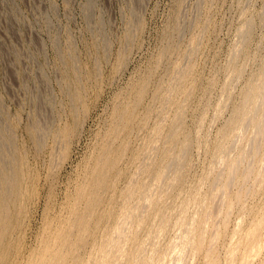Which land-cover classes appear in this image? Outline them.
I'll return each mask as SVG.
<instances>
[{
    "label": "rangeland",
    "instance_id": "rangeland-1",
    "mask_svg": "<svg viewBox=\"0 0 264 264\" xmlns=\"http://www.w3.org/2000/svg\"><path fill=\"white\" fill-rule=\"evenodd\" d=\"M0 264H264V0H0Z\"/></svg>",
    "mask_w": 264,
    "mask_h": 264
}]
</instances>
